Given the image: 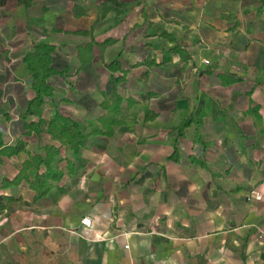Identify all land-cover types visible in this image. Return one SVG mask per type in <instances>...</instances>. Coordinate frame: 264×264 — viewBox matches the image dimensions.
I'll return each instance as SVG.
<instances>
[{"label":"crops","instance_id":"obj_1","mask_svg":"<svg viewBox=\"0 0 264 264\" xmlns=\"http://www.w3.org/2000/svg\"><path fill=\"white\" fill-rule=\"evenodd\" d=\"M112 1L124 7L0 4V151L23 147L0 153V264H264V0ZM37 44L55 49L53 99L26 117L34 94L22 60ZM116 95L123 124L61 148L63 177L44 198L24 181L2 187L59 147L45 132L56 111L99 128L101 103ZM198 108L197 131L178 136Z\"/></svg>","mask_w":264,"mask_h":264},{"label":"trees","instance_id":"obj_2","mask_svg":"<svg viewBox=\"0 0 264 264\" xmlns=\"http://www.w3.org/2000/svg\"><path fill=\"white\" fill-rule=\"evenodd\" d=\"M5 1H13L25 9H28L33 5V0H0V4ZM138 1V5H140L141 0ZM108 2L116 8L124 7L112 0H108ZM112 6L109 10H113ZM80 15H83V13H79L78 10L75 9L74 16L77 17ZM76 34L88 35L89 33L86 31H80ZM161 35L164 36L168 42H174V39L170 35L166 33H162ZM107 44H109V42H105L103 47ZM91 48L92 46L89 44L84 48L78 49L77 59L81 65H84L91 59ZM172 50L180 55L182 54L181 50L177 46ZM54 53L55 49L53 46L48 44H37L33 47L30 53H27L23 57L22 61L31 75V90L34 94L33 99L28 103L25 112L26 117L38 116L40 107L53 99V88L49 81L55 75L52 65ZM85 54H87V57L83 60L82 58ZM105 69L113 77H115V75L120 71L119 64L116 61L105 65ZM123 79L124 74L120 77L114 78L112 82L113 86H117L123 81ZM128 103L129 102H127V104ZM100 108L104 114L98 119L99 128L72 121L56 111L53 118L48 122L45 132L52 141L59 144V147L50 145L45 148L44 157L40 155L29 157L28 160L22 164V168L18 176L12 182L4 180L2 182V187L7 188L10 186H17L24 181L28 184L29 189L35 193L34 200L44 198L48 194L52 184L59 182L63 177V173L58 167L61 148L75 151L74 143L76 141L86 140L91 136L109 137L112 135L115 127L123 124L125 108L123 99L120 96L116 95L112 100H104L101 103ZM205 115L206 112L203 109L198 108L193 118H190L189 120H182L180 122L179 126L176 128L177 135L182 136L183 133L192 125H194L195 131H197V128L201 125ZM152 117L153 116L145 117V120H149ZM25 128L29 132H35V134H39L40 132L39 128L33 123L26 124ZM195 137L197 138V136ZM22 149V145H17L15 148H6L0 151V153L13 155ZM66 170L67 174L70 175H73L76 171L74 166L69 163H67ZM7 201L16 200L8 199ZM0 209H3L2 206H0Z\"/></svg>","mask_w":264,"mask_h":264},{"label":"built area","instance_id":"obj_3","mask_svg":"<svg viewBox=\"0 0 264 264\" xmlns=\"http://www.w3.org/2000/svg\"><path fill=\"white\" fill-rule=\"evenodd\" d=\"M256 200H258L257 197H254ZM81 226L84 228H90L91 226V221L89 218H85L83 220H81ZM264 236V231L263 230H258V238L261 239Z\"/></svg>","mask_w":264,"mask_h":264},{"label":"rangeland","instance_id":"obj_4","mask_svg":"<svg viewBox=\"0 0 264 264\" xmlns=\"http://www.w3.org/2000/svg\"><path fill=\"white\" fill-rule=\"evenodd\" d=\"M164 1V3L166 4V5H173V4H175V0H163ZM256 26H258V25H256L255 23H253L252 25H245V26H241V29H239V31L241 32V31H243L244 32V30H245V27H248L249 29L251 28V29H253V30H257V28H256ZM171 28L172 29H174V27L173 26H171Z\"/></svg>","mask_w":264,"mask_h":264}]
</instances>
